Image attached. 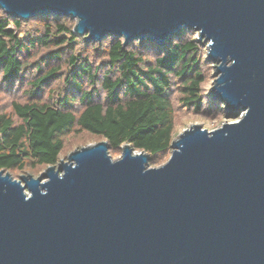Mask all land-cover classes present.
<instances>
[{
	"label": "water",
	"instance_id": "95a60500",
	"mask_svg": "<svg viewBox=\"0 0 264 264\" xmlns=\"http://www.w3.org/2000/svg\"><path fill=\"white\" fill-rule=\"evenodd\" d=\"M0 8L21 19L75 18L72 31L85 40L162 45L197 30L217 63L209 94L237 117L212 130L190 123L159 166L128 143L112 158L102 139L37 176L0 169V264H264V0H0Z\"/></svg>",
	"mask_w": 264,
	"mask_h": 264
},
{
	"label": "trees",
	"instance_id": "16d2710c",
	"mask_svg": "<svg viewBox=\"0 0 264 264\" xmlns=\"http://www.w3.org/2000/svg\"><path fill=\"white\" fill-rule=\"evenodd\" d=\"M33 16L43 20V33L24 40L19 36L24 19L0 8V78L4 83L24 79L31 48H55L31 64L29 99L11 103L16 117L0 112V169H22L27 163L55 164L63 135L74 130L106 139L108 149L128 143L133 150L150 156L171 149L174 110L169 92L173 78L182 80L184 105L196 110L203 81L194 70L198 61L195 44L176 38L183 29L162 45L137 39L143 47L154 48L153 61L143 56L133 41L123 43L121 36L107 34L102 37L105 58L94 64L88 56L79 58L71 51L75 38L67 23L71 17L53 13ZM63 46L70 51L67 63L71 70L64 77L70 87L54 100H38L39 90L60 76V66H49V61L62 59L66 54Z\"/></svg>",
	"mask_w": 264,
	"mask_h": 264
},
{
	"label": "rangeland",
	"instance_id": "374dc122",
	"mask_svg": "<svg viewBox=\"0 0 264 264\" xmlns=\"http://www.w3.org/2000/svg\"><path fill=\"white\" fill-rule=\"evenodd\" d=\"M75 21V18H68L67 23L73 27ZM41 22H43V20L36 16H31L28 19L22 20L19 36L24 40L38 37V35H40L41 32L43 33L44 30L42 27L43 24ZM74 35V45L73 50L71 51H73V53L76 55H79V58L86 55L94 64L98 62L100 63L105 58L104 42H102L103 38L85 41L82 35L75 33ZM176 38L184 40L190 39L195 44L196 50L194 52V56L198 57V61L196 62V67L194 70L200 72L203 81L199 86L198 95L200 104L199 109L196 110L195 107L184 105L183 101L181 100L182 80L173 78V85L170 87L169 92L174 110V128L172 139L175 138L179 132L183 131V129L187 128L190 123H199L202 125V127L212 130L221 126L225 121H233L237 118L228 116L229 114H227L228 112H226V110L223 108V104L220 103L216 97L209 94L216 77L214 65L217 63L207 58L206 42L201 43L202 39L199 40L198 31L191 28H184L183 32L179 35V37ZM132 41L133 46H135L139 51H142L143 56H145L149 61H153L156 53L152 46L150 48H145V45L143 47V44H140L137 39H132L128 42ZM62 48H64V51L66 52V54L62 56V59L57 63L52 62V60L49 61V66H60V76L59 78L49 81L42 87L41 90H39L36 95V99L38 100H54L58 96H61L63 93H65L70 87L69 83L64 81V77L66 76L67 72L71 70V66L67 63V57L69 56L70 51L64 46ZM51 49L55 48H31L30 53L26 57L30 66L22 81L15 80L12 83H4L0 78V112L11 114L14 118L16 117L11 103L12 101L23 102L29 99L28 91L30 86L28 84L32 77L30 72V70H32L31 64L41 60L42 58H45ZM84 87L86 88V86ZM62 138L63 147L59 153L57 162L60 158L66 160L67 154L74 148L102 140V138L98 135L89 133L87 131L76 130L64 134ZM121 150V147L109 148L108 152L112 158H118L121 154ZM170 150L171 149H167L164 152L157 153L152 156L149 155L147 166H159L166 162L170 156ZM134 151L138 152L139 150ZM45 166L46 165H32L27 163L22 169H9L6 171H8L14 178H18L19 175L23 173H30L33 176H37L45 168Z\"/></svg>",
	"mask_w": 264,
	"mask_h": 264
},
{
	"label": "bare ground",
	"instance_id": "6f19581e",
	"mask_svg": "<svg viewBox=\"0 0 264 264\" xmlns=\"http://www.w3.org/2000/svg\"><path fill=\"white\" fill-rule=\"evenodd\" d=\"M134 153H138L137 151H135Z\"/></svg>",
	"mask_w": 264,
	"mask_h": 264
}]
</instances>
